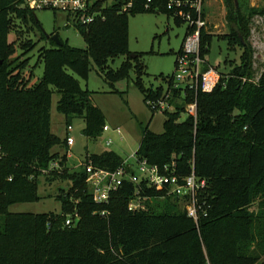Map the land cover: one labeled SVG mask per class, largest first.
<instances>
[{"label":"trees","instance_id":"obj_1","mask_svg":"<svg viewBox=\"0 0 264 264\" xmlns=\"http://www.w3.org/2000/svg\"><path fill=\"white\" fill-rule=\"evenodd\" d=\"M150 1L149 8L147 0L101 2L103 19L75 26L85 48L59 35L56 44L50 35L41 34L39 39L47 38L49 46L38 48L37 63L43 64V71L34 81V73L27 72L29 57L23 55L36 42L18 40L22 54L12 58L17 48L15 40H9L15 26L34 31V10L25 7L24 0H0V264H264V70L254 77L253 50L245 39L249 18L257 9L242 10L244 0H223L228 33L221 36L227 50L243 49L240 62L226 73L220 71L211 91L186 88L182 96L172 76L163 78L166 88L145 87L140 54L128 50L130 15L158 10L171 18L167 0ZM128 2L131 5L124 9ZM18 20L20 25L14 23ZM212 38L209 28L202 30V70L210 65L205 54ZM120 55L125 57L121 65L111 68L108 62ZM93 68L111 85L133 69L135 84L152 112L159 111L147 102L167 94L171 108L161 112L162 132L144 129L136 156L160 170L169 167L180 183L192 170L206 181L194 195L196 220L187 213L189 194L181 198L142 181L124 180L107 202L95 203L83 167L70 171L66 151H54L66 146L72 129L67 125L64 139L51 132L54 90L59 95L57 111L66 118H81L86 138L99 137L105 128L92 92L75 78L86 79ZM191 101L197 104L196 118L185 114L184 106ZM123 160L115 151L104 150L87 153L81 162L115 170ZM55 161L58 167L51 168ZM41 175L45 181L60 178L70 183L59 188L62 212L8 211L12 203L39 200ZM136 189L146 207L131 211L128 202ZM70 211L78 213V220L66 225Z\"/></svg>","mask_w":264,"mask_h":264},{"label":"rangeland","instance_id":"obj_2","mask_svg":"<svg viewBox=\"0 0 264 264\" xmlns=\"http://www.w3.org/2000/svg\"><path fill=\"white\" fill-rule=\"evenodd\" d=\"M236 2V0H235ZM112 0H106L105 5H110ZM257 9L249 18L248 34L245 36L247 43L252 47V70L255 78L264 70V0H244L242 10L245 8ZM207 28L213 34L209 45V51L205 54L207 62L216 67L220 72L226 73L235 64L240 62L239 56L243 49L239 46L236 50H227V41L221 35L228 33V22L225 18L226 8L223 0H208L207 2ZM38 25H34L33 32H28V27L19 28L15 26L10 34L9 40L16 43L17 51L12 58L21 56V49L17 41L25 42L31 39L36 46L30 52L23 55L28 59L27 72H33V80L38 81L42 76L43 64L37 63L38 48L42 45L49 46L47 38L39 39L41 34L51 35L58 33L62 40L79 48H85L86 44L81 33L73 25H65L63 13H54L51 9H37L34 11ZM20 25V21L14 23ZM128 50L131 54H140L139 61L145 66L146 74L142 77L145 87L166 88L163 78L173 76L175 72L176 53L179 50L186 24H176L172 18L161 11L137 13L129 16ZM45 37V36H44ZM20 42V43H21ZM225 58L228 61L224 62ZM125 57H115L108 62L113 69L118 68ZM82 88L92 92L93 103L102 111L105 117V128L102 134L95 138H86L82 133L84 122L81 118H66L56 108L59 95L54 90L50 108V128L56 136L64 139L67 125L70 124V136L74 139L71 147V156L66 162L70 171H77L84 156L92 153H100L104 150L115 151L123 159L136 154L140 138L144 129L161 133L163 129L164 116L161 112H152L143 100V95L135 84V72L130 70L126 79L114 82L112 85L104 81L103 77L95 68L91 69L86 79L78 77ZM185 118L183 113L180 120ZM120 130V134L116 130ZM111 140L110 144H106ZM66 146H57L54 151L64 154ZM60 170V169H59ZM70 183L63 180L50 179L45 181L41 175L38 178L37 195L39 200L15 202L8 205L10 212L49 213L62 212L59 198V188H65ZM71 186V185H70ZM179 206L182 207L181 202ZM146 207V205H145ZM73 212V210H72ZM67 216H71L72 213Z\"/></svg>","mask_w":264,"mask_h":264},{"label":"built area","instance_id":"obj_3","mask_svg":"<svg viewBox=\"0 0 264 264\" xmlns=\"http://www.w3.org/2000/svg\"><path fill=\"white\" fill-rule=\"evenodd\" d=\"M101 2L104 0H24V6L31 10L51 9L56 13H63L65 25H89L97 19H103L104 15ZM147 0L145 7L149 8ZM207 2L208 0H167L166 8L171 12V18L178 17L186 24L187 33L184 34L180 53L176 55L175 72L172 76L173 87L181 88L182 96L186 88L200 90L201 92L211 91L219 81L220 72L211 65L202 70L204 62L200 56L202 30L207 29ZM131 2L124 7L126 9ZM167 95V94H166ZM156 101H148L150 108L163 112L171 108L166 100L167 96ZM185 114L196 118L197 104L191 101L185 104ZM68 126V130H70ZM116 132L120 134V130ZM108 140L106 144H110ZM74 144L72 136H66V146L69 148ZM69 153V149L66 154ZM80 167L87 173L86 183L95 203L107 202L110 196L118 190L124 180L133 184L141 181L150 187L165 190L168 194H175L179 197L190 195L186 205L189 216L197 219L195 193L204 189L206 181L199 179L192 170L189 175L183 178L182 182L176 174L165 166L163 170L155 164H150L145 158H138L136 154L123 160L122 164L115 170H107L92 165L90 162H80ZM51 168L58 167L57 161L52 162ZM144 197L134 191L133 197L128 202V210L134 211L144 209ZM101 215H105L102 211ZM78 220V213L74 212L65 218L66 225H72Z\"/></svg>","mask_w":264,"mask_h":264},{"label":"water","instance_id":"obj_4","mask_svg":"<svg viewBox=\"0 0 264 264\" xmlns=\"http://www.w3.org/2000/svg\"><path fill=\"white\" fill-rule=\"evenodd\" d=\"M51 39L56 43V44H59L60 43V40H59V37H58V34L57 33H53L50 35ZM133 56V55H132Z\"/></svg>","mask_w":264,"mask_h":264},{"label":"crops","instance_id":"obj_5","mask_svg":"<svg viewBox=\"0 0 264 264\" xmlns=\"http://www.w3.org/2000/svg\"><path fill=\"white\" fill-rule=\"evenodd\" d=\"M71 147H72V146H71ZM71 147L68 148V147L66 146V150H65V151L67 152V150L69 149V153L67 154V161H66L67 163H68V158L71 156Z\"/></svg>","mask_w":264,"mask_h":264}]
</instances>
